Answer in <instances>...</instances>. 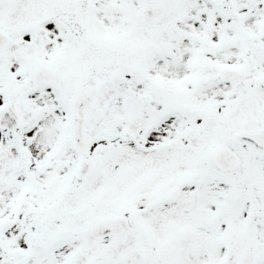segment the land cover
I'll return each instance as SVG.
<instances>
[{
  "label": "snow or ice",
  "instance_id": "obj_1",
  "mask_svg": "<svg viewBox=\"0 0 264 264\" xmlns=\"http://www.w3.org/2000/svg\"><path fill=\"white\" fill-rule=\"evenodd\" d=\"M0 264H264V0H0Z\"/></svg>",
  "mask_w": 264,
  "mask_h": 264
}]
</instances>
